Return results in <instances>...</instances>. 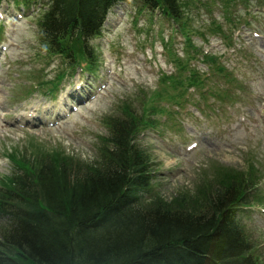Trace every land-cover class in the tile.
<instances>
[{
    "label": "trees",
    "instance_id": "1",
    "mask_svg": "<svg viewBox=\"0 0 264 264\" xmlns=\"http://www.w3.org/2000/svg\"><path fill=\"white\" fill-rule=\"evenodd\" d=\"M19 1L44 5L39 25L51 53L70 65L85 56L91 67L99 62L91 42L115 4L133 2L136 19L159 11L183 21L186 8L183 0ZM154 96L142 92L120 113L104 116L99 161L42 155L5 177L0 264H259V246L240 214L255 197L249 190L256 179L238 173L223 186L199 188L197 201L153 194L151 156L137 136Z\"/></svg>",
    "mask_w": 264,
    "mask_h": 264
},
{
    "label": "rangeland",
    "instance_id": "2",
    "mask_svg": "<svg viewBox=\"0 0 264 264\" xmlns=\"http://www.w3.org/2000/svg\"><path fill=\"white\" fill-rule=\"evenodd\" d=\"M183 1L186 3L189 27L193 28L191 36L200 51L208 49L211 43L212 51L218 56L223 52L229 54L225 65L230 71V91L224 92L227 79L220 77L213 81L217 90H222V94H227L229 99L215 100V111L205 108L207 111L195 110L190 116L192 119L187 122L190 132L196 125L195 121L205 119L209 122L201 128L199 147L190 154L176 152L185 138L189 141L193 137L190 132L181 129L177 116L165 125L163 131L166 142L173 146L170 150L145 133L144 128L139 132L137 142L150 154L153 164V194L169 202L176 199L187 202L185 197H194L197 201L199 188L204 191L223 186L227 179L238 173L250 176L251 180L256 179L255 188L249 190L255 196L251 201V210L241 211L240 214L243 225L259 246L255 253L259 264H264V37H253L259 31L264 33V0ZM135 7L133 2L124 3L112 10L105 25L108 42L103 39L94 41L101 45L100 58L107 60L106 66H112L122 81L111 82L96 99L81 105L70 119L62 121L58 127L44 130L15 128L7 123L8 117L5 116L23 107L24 101L49 105L50 98L39 93L46 90V84L39 83L38 90L33 84L40 82L43 74L49 82L70 61L51 54L42 39L39 22L44 5L38 6V10L23 19H8L13 32V47L6 54V62L12 64L11 68L0 66V186L5 184V177L11 176L16 167H22V161L35 164L36 158L42 155L59 159L56 157L64 154L84 162L99 161L101 137L108 130L103 124L104 116L120 113V108L126 109L138 94L147 93L150 87L155 90L158 77H162L161 73L164 74L165 70L177 73L178 67L171 63L168 51L181 58H187V54H183L181 44L175 45L170 39L174 34V31L170 34V21L160 20L165 38L160 35L157 38L154 31H161L157 23L159 19L157 26L152 25L155 21L152 19V23V15L136 19L132 16L137 12ZM2 31L0 29V33ZM240 31L243 33L237 37ZM112 40L113 43L109 44ZM231 44L235 45L237 52L245 55L244 59L230 49ZM118 46L124 48L123 53L112 49ZM187 49L188 45L186 52ZM138 53L143 57L136 56ZM17 64H24L23 69L15 70ZM74 70L76 72L77 69ZM79 73L81 71L76 72L75 78ZM102 75L107 76L105 67L102 68ZM93 81L97 82L95 78L90 82ZM239 101L253 103V107L248 106L246 110L247 120L239 128L228 127L223 133H212L214 122L221 123L222 117L242 118L241 114L236 115V111L225 108L229 104L235 109L234 104ZM200 102L204 105L203 100ZM144 108L142 104L140 112ZM154 118L160 122V113H155ZM193 205L198 207L195 202Z\"/></svg>",
    "mask_w": 264,
    "mask_h": 264
}]
</instances>
